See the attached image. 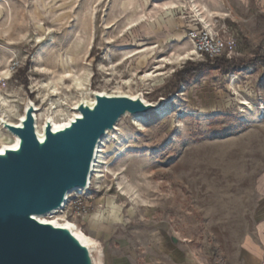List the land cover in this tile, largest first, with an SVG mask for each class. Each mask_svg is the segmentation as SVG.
<instances>
[{
	"label": "rangeland",
	"instance_id": "1",
	"mask_svg": "<svg viewBox=\"0 0 264 264\" xmlns=\"http://www.w3.org/2000/svg\"><path fill=\"white\" fill-rule=\"evenodd\" d=\"M160 5L0 0V74L10 71L9 79L0 80L2 94L15 122L30 101L69 113L82 100L72 76L89 75L92 93L142 94L154 106L171 99L164 118L153 110L144 113L142 125L133 116L117 124L99 177L89 191L69 197L80 208L68 206L57 217L95 243L98 264H177L190 250L200 264H240L242 246L259 240L247 234L256 229L254 205L264 199V38L255 43L244 23L213 17L208 24L227 27L238 40V55L220 58L232 68L207 66L181 79L177 74L185 68L211 58H177L183 46L193 49L187 37L154 39L151 27L171 13ZM190 12L186 33L202 20ZM144 13L153 15L150 22L130 29ZM258 20L257 31L263 23ZM149 72L161 76L142 80ZM63 75L71 77L60 81ZM127 80L131 87L123 84ZM245 101L255 114L240 105Z\"/></svg>",
	"mask_w": 264,
	"mask_h": 264
},
{
	"label": "water",
	"instance_id": "2",
	"mask_svg": "<svg viewBox=\"0 0 264 264\" xmlns=\"http://www.w3.org/2000/svg\"><path fill=\"white\" fill-rule=\"evenodd\" d=\"M92 106L81 104L80 117L45 139L36 133L34 107L22 126L5 124L19 147L0 155V264H96L94 254L68 229L40 217L61 210L70 192L86 189L96 148L122 116L160 108L141 99L96 94Z\"/></svg>",
	"mask_w": 264,
	"mask_h": 264
},
{
	"label": "bare ground",
	"instance_id": "3",
	"mask_svg": "<svg viewBox=\"0 0 264 264\" xmlns=\"http://www.w3.org/2000/svg\"><path fill=\"white\" fill-rule=\"evenodd\" d=\"M170 6H172V7H170ZM195 7H196V10L194 11L193 14H196L197 17L199 16V18L202 19L205 23L208 24L210 22V20L214 17L205 8H203L201 6L199 7L197 5H195ZM175 8L176 7L174 4H172V5H168V4L164 5L163 4L162 6H160L161 12H163V13H170L171 10H173ZM152 18H153L152 14H145V13L141 14L134 21L129 23L131 25L130 29L138 26L140 23L150 22V20ZM212 22H213V20H212ZM182 48H184V50L186 49L185 52L183 51V53H180L177 56H176V54H174L173 58L176 56L177 58L184 60L189 55L193 54V53H191L193 51V49L189 50V49H187V46H183ZM145 50H147V49L139 51L136 54L143 53ZM133 57H134V55L126 57V58L122 59L121 62L115 66H121ZM173 58L169 57V58H166V60L170 64L171 61L173 60ZM174 59H176V58H174ZM70 60L73 62L72 58H70ZM0 76L2 77V79H0V80H4V79L7 80L10 78V71L7 70V71L3 72L2 74H0ZM159 76H161L160 73L158 74L155 72H151V73L149 72V73L145 74L143 77H141V79L148 81V80H151V79L159 77ZM70 77H71V75H63L60 77V81H65V80L69 79ZM72 78H73L72 80L74 83V89L80 94V97L82 100L79 101V103H77V105H75L74 107H72V108L68 107L69 111H70L69 113H64V110H57L58 107L54 106L53 103H51L49 105V107L46 109L42 108L41 105H37V104L32 103L31 101L29 103H27V105H26L25 111H27V109L30 106L34 107V121H35L36 133H37V136L39 137V139L41 141H44V139H45V131H46V127L48 124H51L54 131H60V130L67 128L68 126L71 125V123L76 118L81 116V114L78 112V107L81 104H85V105H89V106H92L95 104V97L94 96L96 94L106 95L109 97H118V96L119 97H129V98L134 99V100L135 99H141L146 105H150V103H148L143 98L142 94H139L137 96H132V95H127V94H125V92L120 91V90L113 91L111 93L97 92V91L92 93L91 90L89 89V85H90V81H91L90 80L91 77L89 75H86L84 77L72 76ZM123 84L128 86V87H131L132 80H127V81L123 82ZM233 85H234V82H233L232 86ZM50 90L52 91L51 92L52 94H56L58 91V88H56L55 86H51ZM169 101H171V99L166 100L165 101L166 104L164 103L165 105L163 104L160 108H158L156 111H154L155 117L164 118L167 114L170 113L171 106H170V103H167ZM67 105H68L67 103L66 104L62 103L61 107L67 106ZM240 105L247 107L248 109H246V111L249 110L253 114H255L257 112L255 106L250 102L245 101V102L240 103ZM11 107L12 106H10V101H8L3 96L2 89L0 86V155L5 154V152L7 150H16L19 147V143H20L19 138L16 135H14L10 130H8L5 126V124L19 128L22 126V122L26 118V115L24 113V115L22 114V116L20 115L17 118L18 122L13 121L11 119V116H12L11 112H10L12 110ZM127 116H133L134 121L138 125H142V123L147 121L145 114H137V115L126 114V115L121 117V119L119 120L118 123H120ZM116 125H115V128L113 130L107 131V133L102 137V139L100 140V142L96 148L94 161L92 163V172H91V176L89 178L87 188L86 189L80 188V189H76V190L70 192L66 198V204L68 203L69 197L72 193L89 191V189L92 186V180H94V177H96V175H97V177H99L98 175L101 172L100 165L103 164V162H104L103 153H106V152H104V148L107 146L106 144L111 139L112 136L117 137L116 133L119 130V128H118L119 124L117 125V127H116ZM115 129L117 131H115ZM99 180H100V178H99ZM66 204L64 205V207L61 210H56L52 213H49L45 216H42L39 218V220L45 224H51V225L56 226V227L68 229L84 246H86L90 250V252L92 254L93 249L95 248V243H93V241H91L86 235H84L81 231H79L74 223H72L71 221H66L65 219L62 220V218L57 217L58 215H60L64 212V209L66 208ZM47 217L49 218V220L46 219ZM55 218H57V219L54 220ZM95 263L98 264L96 260H95ZM99 264H101V260H100Z\"/></svg>",
	"mask_w": 264,
	"mask_h": 264
},
{
	"label": "crops",
	"instance_id": "4",
	"mask_svg": "<svg viewBox=\"0 0 264 264\" xmlns=\"http://www.w3.org/2000/svg\"><path fill=\"white\" fill-rule=\"evenodd\" d=\"M197 1V2H196ZM140 0L141 5L154 6L156 3L175 5V9L165 16L160 24L152 28V35L156 41L169 39L178 40L187 37L184 30L187 26L185 14H192L196 10L195 5L201 6L209 11L214 17H226L228 20L244 23L245 29L249 32L250 38L259 43L264 38V0ZM194 4V5H193ZM160 5V6H162ZM191 6V7H190ZM172 7V6H170ZM193 9V10H192ZM263 23L257 31L260 24ZM195 23V21H194ZM252 220L256 224L253 234L247 237H257L256 240L248 239L246 245L240 250V264H264V199L254 205ZM177 264H200L199 258L191 250L178 256Z\"/></svg>",
	"mask_w": 264,
	"mask_h": 264
},
{
	"label": "built area",
	"instance_id": "5",
	"mask_svg": "<svg viewBox=\"0 0 264 264\" xmlns=\"http://www.w3.org/2000/svg\"><path fill=\"white\" fill-rule=\"evenodd\" d=\"M217 26L206 24L203 20H198L195 27L190 28L187 33V40L191 44L194 55L206 56L208 58H229L238 55V40L235 34L227 27L216 28ZM78 192L80 194L85 193ZM79 209V204L71 199L66 204ZM86 211L85 207H83Z\"/></svg>",
	"mask_w": 264,
	"mask_h": 264
},
{
	"label": "trees",
	"instance_id": "6",
	"mask_svg": "<svg viewBox=\"0 0 264 264\" xmlns=\"http://www.w3.org/2000/svg\"><path fill=\"white\" fill-rule=\"evenodd\" d=\"M216 67V68H220V69H224V70H228L230 68H232V64L220 59V58H213V59H209L207 61V63L205 64H200V65H193L191 64V66L185 68L183 71H181L180 73L177 74V76H179L181 79L183 78H193L194 76H196L200 70L203 67Z\"/></svg>",
	"mask_w": 264,
	"mask_h": 264
}]
</instances>
